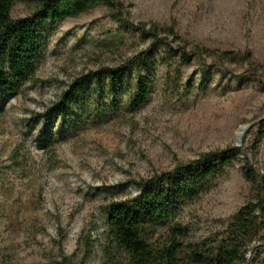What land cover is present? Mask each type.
Instances as JSON below:
<instances>
[{
  "label": "rangeland",
  "instance_id": "374dc122",
  "mask_svg": "<svg viewBox=\"0 0 264 264\" xmlns=\"http://www.w3.org/2000/svg\"><path fill=\"white\" fill-rule=\"evenodd\" d=\"M120 1L134 23L173 27L208 50L250 53L264 64V0ZM36 8L18 2L11 17ZM40 30L34 81L0 99V264H125L107 239L108 204L137 195L141 179L236 146L234 165L181 213L192 241L220 232L252 196L243 160L264 175V139H257L264 75L220 68L206 56L182 64L155 48L138 68L118 71L112 85L109 70L123 69L147 44L135 32L122 35L108 8ZM138 72L151 84L134 107ZM76 83L85 103L66 119L58 103ZM254 246L248 264H264V240Z\"/></svg>",
  "mask_w": 264,
  "mask_h": 264
},
{
  "label": "trees",
  "instance_id": "16d2710c",
  "mask_svg": "<svg viewBox=\"0 0 264 264\" xmlns=\"http://www.w3.org/2000/svg\"><path fill=\"white\" fill-rule=\"evenodd\" d=\"M18 2L34 3L37 8L30 16L13 19L11 12ZM99 7L111 11L122 35L135 32L147 44L146 49L126 59L123 69L109 70L112 85L117 82L118 71L138 68L155 48L176 55L182 64L200 62L206 56L220 68L241 65L250 76L264 75V64L250 53L211 51L182 38L173 27L156 22L134 23L120 0H0V99L20 94L34 81L41 65L40 29L44 24L78 19ZM94 77L98 78L99 73L95 72ZM149 84V76L138 72L130 104L137 107L147 100ZM84 101L85 93L76 83L63 94L58 107L67 119L70 110ZM257 139H264V122ZM240 155L236 146L204 153L136 182L137 195L110 202L107 239L125 256V264H248L251 247L264 240V175L258 176L248 159L243 160L241 168L246 181L254 185L252 196L224 221L220 232L192 241L181 219L186 203L232 167Z\"/></svg>",
  "mask_w": 264,
  "mask_h": 264
},
{
  "label": "water",
  "instance_id": "95a60500",
  "mask_svg": "<svg viewBox=\"0 0 264 264\" xmlns=\"http://www.w3.org/2000/svg\"><path fill=\"white\" fill-rule=\"evenodd\" d=\"M244 130H245V129H244ZM239 143H240V144H242V141H241V139H239Z\"/></svg>",
  "mask_w": 264,
  "mask_h": 264
}]
</instances>
